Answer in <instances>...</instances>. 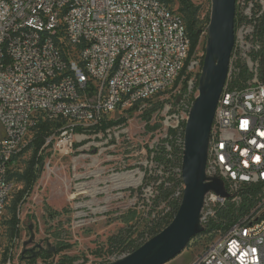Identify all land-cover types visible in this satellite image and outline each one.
I'll list each match as a JSON object with an SVG mask.
<instances>
[{
  "label": "built area",
  "instance_id": "built-area-1",
  "mask_svg": "<svg viewBox=\"0 0 264 264\" xmlns=\"http://www.w3.org/2000/svg\"><path fill=\"white\" fill-rule=\"evenodd\" d=\"M263 22L264 0H237L236 43L207 164V175L221 178L230 198L209 193L203 225L227 203L240 206L247 188L259 187L256 204L192 264H264ZM191 47L185 22L162 0H0V252L11 167L41 120L56 125L39 157L51 150L72 158L76 171L90 161L99 168L93 173L101 172L97 185L108 187L102 180L109 170L102 167L110 161L113 132L122 125L104 127L106 118L121 109L144 111L152 99L172 92L161 102L164 148L168 159L174 143L184 151L204 64V55L190 57ZM153 149L148 179L155 166L161 168V153ZM48 171L58 176L51 164ZM143 181L139 186L150 192L154 184ZM80 185L83 192L93 187ZM182 185L174 194L180 202Z\"/></svg>",
  "mask_w": 264,
  "mask_h": 264
},
{
  "label": "rangeland",
  "instance_id": "rangeland-1",
  "mask_svg": "<svg viewBox=\"0 0 264 264\" xmlns=\"http://www.w3.org/2000/svg\"><path fill=\"white\" fill-rule=\"evenodd\" d=\"M162 1L188 23V13L182 11L180 0ZM192 3L197 8L196 27L202 29V34L198 43L192 46L191 57L200 60L205 55L207 46L212 3L211 0ZM171 94L172 92L152 99L144 111L139 108L121 109L106 118L107 121L118 122L117 126L122 125L113 132L114 142L107 151L110 161L102 167L109 170L103 174L102 180L108 181V187L97 185L101 172L93 173L99 168L90 161L76 171L72 158H62L51 150L43 152V163L35 167L37 180L28 187L24 173L34 156L32 141L36 134V131L31 132L10 171L13 185L3 215L0 264H7L8 260L12 264H60L63 261L67 264H107L114 258L130 254V241L136 240L137 246L148 240L158 220L167 218L171 213L167 202H161L157 198L160 186L173 175L177 183L181 179V170L167 168L158 161L161 168L155 166L151 178L145 177L146 165L151 160L150 150L154 148L153 150L157 149L161 153L166 144V134L163 109L155 113L151 120V126L161 125L155 132L148 130L147 122L142 116ZM91 137L90 142H93L95 135L92 134ZM49 164L58 176H49ZM124 172L142 176L144 185L151 181L153 189L148 192L145 187L142 190L143 186L123 187L131 185L123 180L117 182L115 178ZM75 175L86 178L77 181ZM83 182H89L93 187L83 192L84 185H80ZM180 188L183 185H176V190ZM31 226L35 244H41L48 250L47 244L50 243L55 248L53 253H45L36 258L23 257L24 244L31 238ZM222 231L197 235L179 256L167 264H192ZM121 233L128 241L116 251L115 248L118 247L112 245V239ZM35 244L28 248H33Z\"/></svg>",
  "mask_w": 264,
  "mask_h": 264
},
{
  "label": "water",
  "instance_id": "water-1",
  "mask_svg": "<svg viewBox=\"0 0 264 264\" xmlns=\"http://www.w3.org/2000/svg\"><path fill=\"white\" fill-rule=\"evenodd\" d=\"M208 41L199 80V95L191 108L185 129L182 180L185 186L179 210L172 223L134 252L107 264H167L179 256L197 235L205 232L203 225L206 196L213 192L230 198L224 181L207 175L212 129L217 107L224 91L231 57L235 48L237 0H211ZM31 238L24 244L23 256L36 258L33 227ZM42 249L41 244H35ZM47 253L55 248L47 244ZM106 264V263H101Z\"/></svg>",
  "mask_w": 264,
  "mask_h": 264
},
{
  "label": "trees",
  "instance_id": "trees-1",
  "mask_svg": "<svg viewBox=\"0 0 264 264\" xmlns=\"http://www.w3.org/2000/svg\"><path fill=\"white\" fill-rule=\"evenodd\" d=\"M182 4V11L188 13V23L186 24L188 34L191 38L192 46L196 45L198 43V40L202 34V29L196 27V7L192 3V0H180ZM259 34L261 36V39L264 38V22L262 23ZM192 47H191V53L190 57L192 55ZM261 57V69L263 74V82H264V50L260 54ZM192 58V57H191ZM151 103V102H150ZM164 104L158 103L146 112H144L142 118L145 122H147L148 130L155 131L159 128V126H151V120L153 118V115L157 113L158 111L163 109ZM138 108V107H135ZM56 124L51 123L49 121H43L41 120L35 127L34 131H36V134L33 139V144L35 147V152L33 159L31 160V164L29 168L24 173V177L27 182V186L31 187L37 180L35 167L36 165H39L40 163H43L42 156L39 157L40 151L45 143V138L51 134V132L55 129ZM114 122L108 121L105 123L104 127H110L113 126ZM183 150H181L175 143L173 144V152H172V159H168L166 156L165 148L162 149L161 155L158 157V161H160L162 164L164 163L167 168H179L182 169V162H183ZM15 163V162H14ZM172 175V173H171ZM175 175H173L172 178H168V180H165L161 186H160V192L159 196L157 197L158 200L161 202H167V205L171 207V213L166 218H161L158 220V222L155 224V227L153 228V234L148 239L155 237L157 234H159L163 229H165L167 226H169L172 221L174 220L179 207H180V200H177L174 198V194L176 192V185H182L183 180L178 179V182H175ZM259 192V187H250L244 190L242 193L244 196L243 202L240 206H237L233 204L232 202L227 203L224 207H220L217 209L216 215L214 218L210 219V221L204 226L205 232L203 234L212 233L214 231H220L225 230L233 226L237 220L245 215L248 210L253 207L256 204V197ZM18 224V222H16ZM148 240H146L144 243H146ZM128 241V238H124L123 233L120 235L114 237L112 239V245L118 247L115 248L116 251L119 250V248H122L125 243ZM136 240L130 241L128 246L131 247V251H128V253H132L135 250H137L141 245H135ZM60 264H67L65 261L61 262Z\"/></svg>",
  "mask_w": 264,
  "mask_h": 264
},
{
  "label": "bare ground",
  "instance_id": "bare-ground-1",
  "mask_svg": "<svg viewBox=\"0 0 264 264\" xmlns=\"http://www.w3.org/2000/svg\"><path fill=\"white\" fill-rule=\"evenodd\" d=\"M125 179L126 180L128 179V182H127L128 185H131V186H139L141 184V181H142V176L137 177V175L135 176V174L132 173V174L119 175V176H117L115 178V180L117 182H121L122 180H125ZM80 191H82V190L80 189Z\"/></svg>",
  "mask_w": 264,
  "mask_h": 264
},
{
  "label": "flooded vegetation",
  "instance_id": "flooded-vegetation-1",
  "mask_svg": "<svg viewBox=\"0 0 264 264\" xmlns=\"http://www.w3.org/2000/svg\"><path fill=\"white\" fill-rule=\"evenodd\" d=\"M33 248H35V253L37 256H40V255L47 253V250H45L44 247H42V249H40V248H37L36 245H34ZM23 257L24 258H31V253H26Z\"/></svg>",
  "mask_w": 264,
  "mask_h": 264
}]
</instances>
